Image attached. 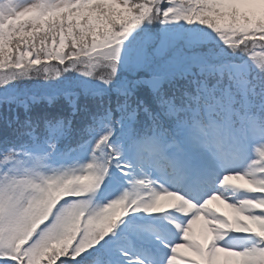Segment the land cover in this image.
<instances>
[{"label":"snow or ice","instance_id":"snow-or-ice-1","mask_svg":"<svg viewBox=\"0 0 264 264\" xmlns=\"http://www.w3.org/2000/svg\"><path fill=\"white\" fill-rule=\"evenodd\" d=\"M0 109V264H264V0H0Z\"/></svg>","mask_w":264,"mask_h":264},{"label":"rangeland","instance_id":"rangeland-1","mask_svg":"<svg viewBox=\"0 0 264 264\" xmlns=\"http://www.w3.org/2000/svg\"><path fill=\"white\" fill-rule=\"evenodd\" d=\"M50 63H54V62H50ZM94 70H95V71H100L101 69H100V68H96V69H94ZM23 82H24L23 84L31 83L30 81H23ZM237 195H240V193H237ZM212 206H213V207H216L219 211H224V212H226V213L228 212V210L225 209L223 205L219 204V202H215ZM201 225H202V222H200V223L197 225L196 230H197V233H198V234H199L200 231L202 230V229H201ZM182 251H183V250H182ZM178 264H179V262H178Z\"/></svg>","mask_w":264,"mask_h":264},{"label":"trees","instance_id":"trees-1","mask_svg":"<svg viewBox=\"0 0 264 264\" xmlns=\"http://www.w3.org/2000/svg\"><path fill=\"white\" fill-rule=\"evenodd\" d=\"M18 83H21V84H23L24 82H23V81H20V82H18ZM0 111H2V109H0Z\"/></svg>","mask_w":264,"mask_h":264}]
</instances>
